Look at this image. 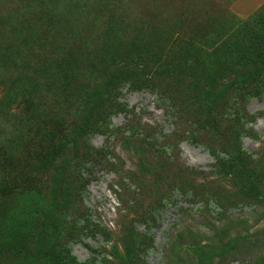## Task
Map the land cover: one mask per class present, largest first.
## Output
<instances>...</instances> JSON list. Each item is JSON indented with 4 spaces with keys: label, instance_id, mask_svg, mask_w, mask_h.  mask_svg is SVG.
I'll use <instances>...</instances> for the list:
<instances>
[{
    "label": "rangeland",
    "instance_id": "rangeland-1",
    "mask_svg": "<svg viewBox=\"0 0 264 264\" xmlns=\"http://www.w3.org/2000/svg\"><path fill=\"white\" fill-rule=\"evenodd\" d=\"M91 2L121 40L150 39L108 45L131 51L114 56L126 67L116 88H89L78 126L43 93L24 86L6 103L0 86V264H19L20 238L69 249L76 262L60 264H264V0ZM3 7L36 41L52 33L55 11ZM25 193L44 206L10 222ZM37 254L58 262L46 245Z\"/></svg>",
    "mask_w": 264,
    "mask_h": 264
},
{
    "label": "trees",
    "instance_id": "trees-1",
    "mask_svg": "<svg viewBox=\"0 0 264 264\" xmlns=\"http://www.w3.org/2000/svg\"><path fill=\"white\" fill-rule=\"evenodd\" d=\"M10 2L17 5V8L18 5L27 6L34 2L38 12L55 11L57 16L49 25L52 33H46V37L38 42L37 27L27 19V16L18 15L12 7H3L0 10V86L4 90L3 100L6 103L14 102L25 86L28 89H24L25 91H34L38 95L43 93L45 105L55 112V117L72 119L78 126V122L83 120L82 116L87 111L86 105H90L88 102L92 101L88 93L89 88L101 86L104 88L101 90L106 93L109 91L104 87L106 82L112 86L111 88H116L118 83L115 80V67L118 71L126 67L125 59L120 60L118 57L129 56L131 51L128 47V50L119 49L111 54L112 50H108V45L116 40L121 46L130 39L121 40L120 32L113 22L112 12H108L106 8L93 6L91 0H10ZM146 33L137 34L129 42V46L137 48V41L149 40V33ZM77 34L82 38L77 40L74 37V40L70 41L73 39L72 36ZM65 39H68L66 45ZM44 40L46 43H42ZM38 49L41 50L39 55ZM135 57L138 58V52ZM77 64L82 70L76 72L74 67ZM101 105L104 106V102ZM41 206L44 204L25 193L15 204V210L8 209L5 217L12 222L14 215H17L16 209L28 213ZM46 237L52 238L48 234L42 239ZM245 240L247 244L256 241L241 237V244ZM20 243L23 257L19 264H45V259L37 254V250L45 245L47 252L58 258L57 263L52 261L51 264H60L62 260L70 257L69 249L65 248L62 254L55 242L29 247L32 243L20 238ZM200 260L201 264H210L211 261L203 257H200ZM69 261L76 262V259L71 255Z\"/></svg>",
    "mask_w": 264,
    "mask_h": 264
},
{
    "label": "crops",
    "instance_id": "crops-1",
    "mask_svg": "<svg viewBox=\"0 0 264 264\" xmlns=\"http://www.w3.org/2000/svg\"><path fill=\"white\" fill-rule=\"evenodd\" d=\"M239 2V5L241 8L246 7V6H254L259 4L263 0H237Z\"/></svg>",
    "mask_w": 264,
    "mask_h": 264
}]
</instances>
